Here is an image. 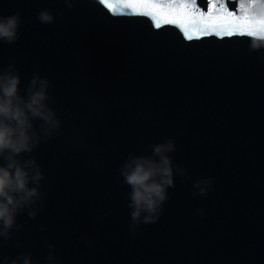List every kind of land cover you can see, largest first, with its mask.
<instances>
[{
  "label": "water",
  "instance_id": "obj_1",
  "mask_svg": "<svg viewBox=\"0 0 264 264\" xmlns=\"http://www.w3.org/2000/svg\"><path fill=\"white\" fill-rule=\"evenodd\" d=\"M16 13L0 70L14 65L21 95L46 78L60 127L45 138L33 122L40 143L19 159H35L41 199L0 238V264H50V253L55 264H264V23L252 0H0V16ZM169 140L175 186L157 222L133 227L122 168Z\"/></svg>",
  "mask_w": 264,
  "mask_h": 264
},
{
  "label": "clouds",
  "instance_id": "obj_2",
  "mask_svg": "<svg viewBox=\"0 0 264 264\" xmlns=\"http://www.w3.org/2000/svg\"><path fill=\"white\" fill-rule=\"evenodd\" d=\"M258 19H264V0H252ZM69 6H71L69 4ZM41 23L50 24L54 17L48 11L38 14ZM22 20L19 13L0 16V41L9 44L19 38L18 29ZM256 39L264 40V37ZM254 43L253 47H258ZM21 79L14 65L0 70V238L11 239L18 213L28 208V215L35 218L36 203L41 199L39 184L42 172L35 159L22 161V153H29L40 143L41 135L37 132L34 121H41V130L45 138L60 127L55 112L48 106L50 82L39 74L30 80L26 95L20 94ZM175 150L171 140L154 145L151 157L130 158L122 168L125 182L131 187L130 215L133 227L141 223H155L159 219L162 205L167 200V189L174 187L172 160L167 153ZM158 158V159H157ZM181 175L185 170L177 168ZM212 181H197L194 187L197 195H205ZM30 184L35 186H30ZM202 211V210H201ZM51 247V245L49 246ZM31 264V257L22 256L11 264ZM48 260L55 264L50 253Z\"/></svg>",
  "mask_w": 264,
  "mask_h": 264
},
{
  "label": "snow or ice",
  "instance_id": "obj_3",
  "mask_svg": "<svg viewBox=\"0 0 264 264\" xmlns=\"http://www.w3.org/2000/svg\"><path fill=\"white\" fill-rule=\"evenodd\" d=\"M195 2V0H193ZM259 23H264V19L260 20Z\"/></svg>",
  "mask_w": 264,
  "mask_h": 264
}]
</instances>
